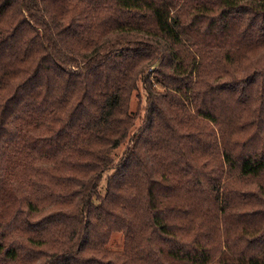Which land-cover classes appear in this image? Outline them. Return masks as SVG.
<instances>
[{"label": "trees", "instance_id": "16d2710c", "mask_svg": "<svg viewBox=\"0 0 264 264\" xmlns=\"http://www.w3.org/2000/svg\"><path fill=\"white\" fill-rule=\"evenodd\" d=\"M0 264H264V0H0Z\"/></svg>", "mask_w": 264, "mask_h": 264}, {"label": "rangeland", "instance_id": "374dc122", "mask_svg": "<svg viewBox=\"0 0 264 264\" xmlns=\"http://www.w3.org/2000/svg\"><path fill=\"white\" fill-rule=\"evenodd\" d=\"M142 86L143 85H141V87L139 89V91L141 92V99H142L141 105L145 104V102H146L145 92H144V89ZM139 100H140V98L137 97L135 100V103H137V101H139ZM126 145H127V143H124L116 150V154H117L118 158L122 154ZM36 219H38V215L31 216V220H36ZM109 244H110V247H112V248H116V249L122 248V246H123V234L121 232H114L112 234V238H111V241Z\"/></svg>", "mask_w": 264, "mask_h": 264}]
</instances>
